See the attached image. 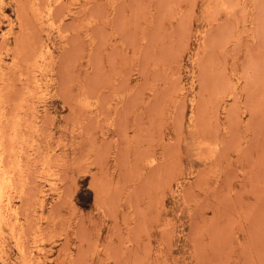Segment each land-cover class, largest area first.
<instances>
[{"label": "rangeland", "instance_id": "374dc122", "mask_svg": "<svg viewBox=\"0 0 264 264\" xmlns=\"http://www.w3.org/2000/svg\"><path fill=\"white\" fill-rule=\"evenodd\" d=\"M0 264H264V0H0Z\"/></svg>", "mask_w": 264, "mask_h": 264}, {"label": "bare ground", "instance_id": "6f19581e", "mask_svg": "<svg viewBox=\"0 0 264 264\" xmlns=\"http://www.w3.org/2000/svg\"><path fill=\"white\" fill-rule=\"evenodd\" d=\"M0 188H1V185H0Z\"/></svg>", "mask_w": 264, "mask_h": 264}]
</instances>
